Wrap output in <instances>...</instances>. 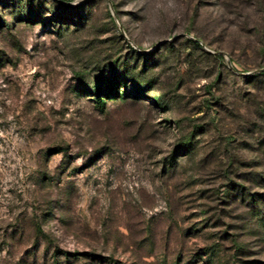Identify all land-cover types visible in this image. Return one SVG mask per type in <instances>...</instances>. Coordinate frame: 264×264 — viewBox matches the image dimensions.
I'll list each match as a JSON object with an SVG mask.
<instances>
[{
  "label": "rangeland",
  "instance_id": "1",
  "mask_svg": "<svg viewBox=\"0 0 264 264\" xmlns=\"http://www.w3.org/2000/svg\"><path fill=\"white\" fill-rule=\"evenodd\" d=\"M260 70L264 0H0V264H264Z\"/></svg>",
  "mask_w": 264,
  "mask_h": 264
},
{
  "label": "trees",
  "instance_id": "2",
  "mask_svg": "<svg viewBox=\"0 0 264 264\" xmlns=\"http://www.w3.org/2000/svg\"><path fill=\"white\" fill-rule=\"evenodd\" d=\"M262 76H264V74H262ZM101 86L100 85L97 86V90L95 94V98H96L95 102L97 103L99 108H104L106 105V102L103 100L105 94H103L104 91L102 90ZM116 87L117 85L115 86V89H113V92L107 94V96L105 97H109V99H118L120 96L118 97L119 92L117 89L118 87L117 88ZM187 145L190 146V143L185 144V146ZM234 182H235L234 180H231L229 182V185L225 186V188L228 190V192L226 193L227 199H230L234 201L235 204H238V203H246L247 202L246 199L249 197L248 200L250 203L254 204L255 206L258 205V207H262L261 204H258V202L260 203V200L255 199V197L252 196V194H250V192L247 189H245L242 186H238L234 184ZM209 259L210 262L213 261V256H210Z\"/></svg>",
  "mask_w": 264,
  "mask_h": 264
},
{
  "label": "water",
  "instance_id": "3",
  "mask_svg": "<svg viewBox=\"0 0 264 264\" xmlns=\"http://www.w3.org/2000/svg\"><path fill=\"white\" fill-rule=\"evenodd\" d=\"M264 70H260L259 72H263Z\"/></svg>",
  "mask_w": 264,
  "mask_h": 264
}]
</instances>
